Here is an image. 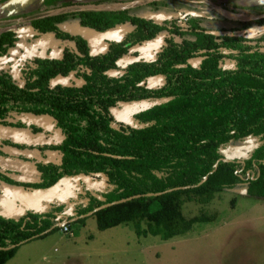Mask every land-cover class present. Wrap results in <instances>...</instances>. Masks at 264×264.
I'll use <instances>...</instances> for the list:
<instances>
[{
  "label": "trees",
  "instance_id": "obj_1",
  "mask_svg": "<svg viewBox=\"0 0 264 264\" xmlns=\"http://www.w3.org/2000/svg\"><path fill=\"white\" fill-rule=\"evenodd\" d=\"M54 11L33 18L31 27L73 45L65 47L60 58L33 59L24 70L23 86L0 72V124L39 132L36 126L10 118L14 114L52 118L64 138L38 148L58 152L60 162L38 163L35 182L14 181L8 171H0L1 181L47 190L65 178L103 175L107 190L86 191L68 220L141 195L96 212L98 228L105 231L133 223L138 236L164 241L191 231L196 223L217 219L205 212L187 218L182 211L186 199L208 203L215 193L239 184L247 185L249 196L264 198V35L248 39L217 34L198 21L187 30L176 21L169 27L123 8ZM71 18L100 33L123 25L132 29L121 41H110L106 51L92 53L86 38L61 30ZM164 31L170 36L154 60L133 61L120 74H111L119 69L120 60L137 54L135 47ZM188 32L195 38L173 36ZM17 39L15 31L0 32V55H6ZM195 58H201L198 66L191 64ZM228 62L233 66L227 67ZM72 74L82 84H53ZM156 77H162L164 84L147 87L146 82ZM147 99L163 102L135 114L141 127L115 125L113 108ZM248 137L260 139L250 157L225 162L222 148ZM66 209V204H52L46 212L29 210L20 218L0 214V264L14 258L20 245L46 237Z\"/></svg>",
  "mask_w": 264,
  "mask_h": 264
},
{
  "label": "rangeland",
  "instance_id": "obj_2",
  "mask_svg": "<svg viewBox=\"0 0 264 264\" xmlns=\"http://www.w3.org/2000/svg\"><path fill=\"white\" fill-rule=\"evenodd\" d=\"M107 1H113L111 9H129L130 15L169 27L176 21V25L187 30L198 21L202 28L217 34H238L248 39L264 35V0ZM87 2L90 0H0V32L15 31L18 37L15 46L6 55H0V72L10 75L16 84L23 86L24 70L33 59L60 58L64 48L72 46V42L57 39L53 34H38L30 21L69 3ZM60 28L63 32L86 38L92 53L106 51L110 41H121L132 29L131 25H123L100 33L82 27L80 20L74 18ZM169 36L170 33L164 31L135 47L137 54L120 60L119 69L111 74H120L133 61L154 60ZM173 36L177 40L195 38L190 32ZM200 62L201 58L191 60L194 66ZM226 66L232 67V62ZM53 84L80 85L82 81L72 74L55 80ZM163 84L162 77L150 78L146 82L149 88ZM161 102L155 99L121 102L111 110L115 125L139 128L142 125L135 119V114ZM10 119L36 126L40 131L0 124V171H8V177L14 181H38V163L60 162L58 152L42 150L38 146L60 143L64 137L48 116L14 114ZM6 141L25 147L12 146ZM259 145L258 137H248L227 144L222 148V154L224 159L243 161ZM107 187L103 175L65 178L47 190L10 185L0 180V210L10 202L9 194L14 193L13 199L19 205L15 208L10 204V209H4L2 214L5 217L20 218L27 212L25 209L46 212L52 204H66L63 215L68 217L75 214L74 209L86 191L99 194ZM246 189V184H239L215 193L211 201L204 204L195 198L186 199L182 211L187 218L205 212L216 214L217 219L196 223L191 231L167 241L155 236H138L133 223L101 231L96 218L89 216L85 222H70L68 232L58 227L44 238L20 245L15 257L6 264H264V198L251 197Z\"/></svg>",
  "mask_w": 264,
  "mask_h": 264
},
{
  "label": "water",
  "instance_id": "obj_3",
  "mask_svg": "<svg viewBox=\"0 0 264 264\" xmlns=\"http://www.w3.org/2000/svg\"><path fill=\"white\" fill-rule=\"evenodd\" d=\"M224 161H225V162H229L230 160H228V159H224ZM217 167H218V163L215 165V168H217ZM207 178H208V177H206L205 180H206ZM201 184H202V183H201ZM175 190H177V189H175ZM153 195H155V194H147V196H153ZM140 197H141V195H136V196H133V197H129V198H127V199H123V200H120V201H116V202H114V203H109V204L103 205V206H101V207L95 209L93 212L88 213L87 215H83V216H80V217H76V218H74V219H72V220H70V221L68 220V217H67V216L59 215L58 218H57V221H58L57 225L54 226V227H52L48 232H51L52 230H54L55 228H58V227H60V228H61V227H64V226H66L68 223L72 222L73 220L76 221V220H78L79 218H86V217H89V216H93L96 212H98V211H100V210H102V209H105V208L111 207V206H113V205H115V204L125 203V202L131 201V200H133V199L140 198Z\"/></svg>",
  "mask_w": 264,
  "mask_h": 264
},
{
  "label": "flooded vegetation",
  "instance_id": "obj_4",
  "mask_svg": "<svg viewBox=\"0 0 264 264\" xmlns=\"http://www.w3.org/2000/svg\"><path fill=\"white\" fill-rule=\"evenodd\" d=\"M100 1V2H99ZM113 1H107V0H90V2L87 3H79V4H73V3H69L67 4L68 6H64L61 8H58L54 11V14H56L58 11L60 12H64L65 9L67 10H73L75 9H79V10H83V9H89V10H95V11H99V10H107V9H111V7L113 6ZM64 9V11H62Z\"/></svg>",
  "mask_w": 264,
  "mask_h": 264
},
{
  "label": "crops",
  "instance_id": "obj_5",
  "mask_svg": "<svg viewBox=\"0 0 264 264\" xmlns=\"http://www.w3.org/2000/svg\"><path fill=\"white\" fill-rule=\"evenodd\" d=\"M10 197V202L7 203L5 206L3 205L1 210H0V214L3 215L2 213L4 212V209H10L9 205L11 204L12 206H14L15 208L17 207V204L19 205V203H17L18 201L16 199H13L14 197V193H10L9 194ZM25 211H28V209H25Z\"/></svg>",
  "mask_w": 264,
  "mask_h": 264
},
{
  "label": "built area",
  "instance_id": "obj_6",
  "mask_svg": "<svg viewBox=\"0 0 264 264\" xmlns=\"http://www.w3.org/2000/svg\"><path fill=\"white\" fill-rule=\"evenodd\" d=\"M63 230H64V232H68L69 231V227L68 226H64Z\"/></svg>",
  "mask_w": 264,
  "mask_h": 264
}]
</instances>
